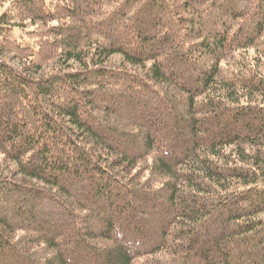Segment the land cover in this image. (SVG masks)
<instances>
[{"label":"trees","instance_id":"1","mask_svg":"<svg viewBox=\"0 0 264 264\" xmlns=\"http://www.w3.org/2000/svg\"><path fill=\"white\" fill-rule=\"evenodd\" d=\"M0 264H264V0H0Z\"/></svg>","mask_w":264,"mask_h":264},{"label":"rangeland","instance_id":"2","mask_svg":"<svg viewBox=\"0 0 264 264\" xmlns=\"http://www.w3.org/2000/svg\"><path fill=\"white\" fill-rule=\"evenodd\" d=\"M7 4V3H6ZM7 5H4V7H6ZM16 33H15V37L17 36V37H21V35H20V31L19 30H17V31H15ZM22 34V33H21ZM121 56L120 55H113V56H111L110 58H109V60L107 61V64H117V65H120L121 63Z\"/></svg>","mask_w":264,"mask_h":264}]
</instances>
